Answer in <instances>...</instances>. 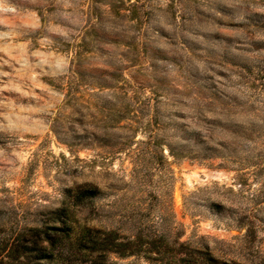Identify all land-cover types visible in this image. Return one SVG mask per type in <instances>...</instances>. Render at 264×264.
Segmentation results:
<instances>
[{"label":"rangeland","instance_id":"obj_1","mask_svg":"<svg viewBox=\"0 0 264 264\" xmlns=\"http://www.w3.org/2000/svg\"><path fill=\"white\" fill-rule=\"evenodd\" d=\"M78 185L108 264H264V0H0V221Z\"/></svg>","mask_w":264,"mask_h":264},{"label":"trees","instance_id":"obj_2","mask_svg":"<svg viewBox=\"0 0 264 264\" xmlns=\"http://www.w3.org/2000/svg\"><path fill=\"white\" fill-rule=\"evenodd\" d=\"M70 201L45 214L33 213L23 223L0 221V264H108L109 255L127 256L144 253L163 256L155 239L144 240L140 234L121 235L117 230L97 229L80 219L84 199H91L93 189L78 185L69 189ZM39 222L38 225L32 222ZM173 246L165 264H235L214 257L209 251Z\"/></svg>","mask_w":264,"mask_h":264}]
</instances>
